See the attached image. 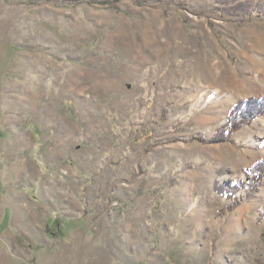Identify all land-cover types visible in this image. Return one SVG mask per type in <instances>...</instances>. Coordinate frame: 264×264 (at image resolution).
Instances as JSON below:
<instances>
[{"label":"rangeland","instance_id":"374dc122","mask_svg":"<svg viewBox=\"0 0 264 264\" xmlns=\"http://www.w3.org/2000/svg\"><path fill=\"white\" fill-rule=\"evenodd\" d=\"M262 10L0 0V264H264Z\"/></svg>","mask_w":264,"mask_h":264},{"label":"trees","instance_id":"16d2710c","mask_svg":"<svg viewBox=\"0 0 264 264\" xmlns=\"http://www.w3.org/2000/svg\"><path fill=\"white\" fill-rule=\"evenodd\" d=\"M262 13L264 14V10H262ZM262 113H264V99L246 100L238 103L231 109L223 129L221 131L219 130L217 134L213 136L211 141H226L229 137L228 135L238 131L244 125L249 124ZM252 171L254 173V176L252 177L254 182L263 178L264 161L255 166Z\"/></svg>","mask_w":264,"mask_h":264},{"label":"crops","instance_id":"0c3cea01","mask_svg":"<svg viewBox=\"0 0 264 264\" xmlns=\"http://www.w3.org/2000/svg\"><path fill=\"white\" fill-rule=\"evenodd\" d=\"M236 216H237V217H241V215H240V214H236ZM244 230H245V228L243 229V231H244ZM218 264H219V263H218Z\"/></svg>","mask_w":264,"mask_h":264}]
</instances>
